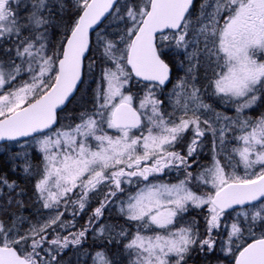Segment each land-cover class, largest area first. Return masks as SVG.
Segmentation results:
<instances>
[{
  "label": "snow or ice",
  "instance_id": "6c2138e0",
  "mask_svg": "<svg viewBox=\"0 0 264 264\" xmlns=\"http://www.w3.org/2000/svg\"><path fill=\"white\" fill-rule=\"evenodd\" d=\"M0 264H264V0H0Z\"/></svg>",
  "mask_w": 264,
  "mask_h": 264
}]
</instances>
